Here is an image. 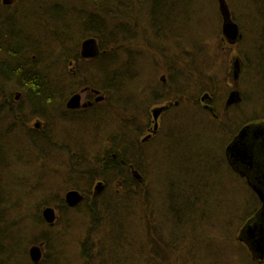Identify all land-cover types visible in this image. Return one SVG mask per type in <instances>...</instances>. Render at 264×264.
Here are the masks:
<instances>
[{
    "label": "rangeland",
    "instance_id": "obj_1",
    "mask_svg": "<svg viewBox=\"0 0 264 264\" xmlns=\"http://www.w3.org/2000/svg\"><path fill=\"white\" fill-rule=\"evenodd\" d=\"M35 1H37L38 5ZM52 1L53 3L47 4L46 0H23L21 4L11 11L5 9L1 11L0 25L4 19L12 16V13L19 14L23 10L22 5H25V7L33 3L36 5L37 14L33 9L27 13L33 19L22 17L24 23L19 21L15 25L18 28L26 29L27 33L31 35L30 38L35 40L40 34L45 36L57 34L55 40L48 46V53L46 54L49 61L46 65L50 66V68L53 67L50 73L54 81L62 71L69 73L75 68L76 62L71 58L78 54L80 59V43L86 38H94L84 33L82 20L91 15H98L102 18L104 26L107 23H111L108 29L105 28L107 31L105 33L103 28L101 29L98 26V30L103 33L99 35L98 39L94 38L99 44V56L101 54V56H105L102 64L107 62L106 55L109 58L113 56L118 59L119 54L118 73H121V69L124 66L122 75L128 73L127 70L130 72V78L125 90H130L129 95L132 99L131 101L128 100L130 101L129 105L125 104V99L123 98L120 103L118 101V110L126 109L128 114H130L138 106L139 95H135L134 81L132 80L134 70L135 72L138 71L137 80L139 81L136 80L137 83L140 84V81H143L144 93L141 99H144L145 102L150 99L153 104L149 105H163L165 103L173 105L178 102L177 107H174V109L179 111V113H175L173 116L174 112L171 109L168 113L169 115L167 114L161 120V135L151 138L141 147L142 152L137 157V163L143 173V185L137 192L140 195H137V197L142 198L144 197L142 195L147 193L150 196L143 199L144 205L136 204L137 209L133 205L135 208L132 213L135 210L139 211V213H136L141 217L143 212L147 210L145 205L148 204L150 210L153 211L162 202V199L164 201L165 194L164 192L160 193L167 187L168 177L164 163H166L167 153L170 152L166 150L169 148V143L175 146L176 154L180 158L184 159L185 157L183 147L176 146L172 133L168 134V140L167 136L164 135V131L169 130L170 125H181V130L176 132V134L181 135L182 140L185 139L187 147L186 160H188V157L193 161L196 160L199 166H196L197 168L195 169L200 168L198 172H201V169L202 171L208 169L213 175L222 174L220 175L222 176L221 179H210L201 181V183L209 186L211 190H217V192L234 190L237 194L234 197H238L241 192L246 191L243 181L237 180V177L235 178L234 176H226L220 154L225 144L237 132L238 127L243 122H248L247 120H249L251 122L259 121L264 123V97L261 96L258 88L262 83H258L259 69L256 66V62L260 59L257 55L259 57L261 55L264 56V50L259 42L261 39L258 32V22L255 16L250 14L247 8L242 5L241 0H226L231 14L236 17L237 23L234 22L239 25L240 38L234 45H228L221 34L222 22L218 15L216 0H163L161 7L158 9V12H160V14L158 13V18L161 20L163 30L158 35H156L157 32L153 29V22H151L152 6L157 0ZM52 5H56L54 7L59 8L61 11L59 16L63 24L60 27L56 21L48 19L46 14L43 13V10L50 12ZM167 18L169 21L172 20L174 25L164 30V27H168L166 22H164ZM65 44H67L66 47ZM132 55L135 56L133 68L131 65L127 66V62ZM26 57L28 58L29 56ZM33 58L35 59V56ZM95 59L83 60L87 61L83 66L89 77L93 75L92 68L96 66L91 64L90 61ZM27 62V65L31 64V62ZM172 64L180 68L181 73L184 74L185 84H183L181 91L184 95L179 94L176 83V85L168 84L169 79L167 76L170 73L168 68ZM24 70L29 71V67L25 66ZM188 74L190 75L189 80L187 79ZM162 76H165L167 78L165 80L168 81L165 87L161 81ZM93 77L94 80L98 79L99 85L104 88L101 90V88L97 87L95 90H99L102 94L105 91L107 94L106 97L103 95L105 101L95 100L98 104L94 111L100 110L104 112L100 113L98 117L100 121L98 128H94L96 130L84 128L76 120V117H82L90 124L93 119L85 117V112L76 113V117L67 115V110L70 109L65 107L66 103L59 101L47 107L49 115L46 120L44 119L45 121L36 119L35 116L26 110L20 120L7 118L3 124V130H6L8 134V143L6 144L8 147L6 150L8 151H6L7 160L2 162L0 167V192L4 195L5 191L6 195L3 208L7 212V221L14 223L18 227L20 232L18 234L23 236L27 249L35 245L33 240L41 241L42 239H47L49 243L53 241L52 245H49L52 247L51 252L54 254L58 253V251L62 252L66 264H81L80 255L83 250V243L85 244L86 235H93L92 239L85 244V254L91 255L94 252L101 251L102 247H112V243H109V237L106 234L109 231L114 233L116 228L113 227L118 228V218L108 208L106 209L108 210V216L104 217L103 224L93 225L89 220L84 219L85 206L76 209L70 208L68 211L61 210L59 207L60 201L62 199L65 201V195L70 189L66 187L71 183H78L77 176L73 171V165L79 162L77 159L79 140L82 139L85 142L86 138L92 142L89 149L83 148V153L86 155V160H90L91 163L93 161L95 164L94 158H100L101 153L109 147V137L115 135L114 130L116 127L114 126L116 124L113 121L112 114L106 110L118 96L113 92L109 93L105 89L106 84L101 76L94 72ZM117 81L121 82L119 74ZM178 84H181L180 81ZM185 86L186 91H183ZM11 87L6 91V95L12 98L11 104L14 107L22 108V110L28 109L25 92L15 86ZM200 87L211 88L212 92L209 93L214 96L215 110L220 117L218 120H211L205 115L207 112L198 106V102H194L198 101L204 93L202 92L201 94L199 92ZM163 90H165V94L167 93L166 90H168L171 93L170 96L162 97ZM153 91L156 92V95L151 98ZM232 92L238 93L240 101L227 106L225 110L224 105ZM15 94L19 96L17 100L13 98ZM1 97L2 95L0 94V102ZM197 97L198 99H196ZM83 98V101H85V95H83ZM59 104L63 108L62 113L58 112ZM140 106L144 108L143 100ZM38 120L42 122V125L36 127V124L39 125ZM96 121L95 119L93 120V122ZM43 134L50 138V146L48 143L43 142L40 146L33 148L28 136H35L37 137L36 140L40 141L39 137L40 135L43 137ZM63 141L65 145H68V142L71 143V152L74 155L69 157L67 151L60 149L61 145L64 144ZM53 142L56 145L53 146ZM83 146H86V143ZM201 163L202 165L200 166ZM83 182L80 181V185L83 186ZM97 182L93 183V185H97ZM104 189L105 184L101 193L97 195L99 197L96 196L95 202L107 203L111 211L116 210L118 212L117 184L109 183ZM212 193L216 195V193ZM203 197L210 198L206 195H203ZM235 199H231L227 205L229 213L212 211L219 220V222L213 224L214 227L223 225L224 229L215 230L208 218L202 220L201 225H193L197 221L195 219L191 221V224L187 222L182 230H180V227L177 228L180 234L184 229L185 237L188 241L193 236H200L201 240L207 245L217 243L218 247H215V251H223L225 258H218L217 261L206 254L207 259L204 258L199 262V260L186 255L192 250L195 251V247L189 245V243L186 246L184 245V247L182 244L180 246L176 245V258L169 254L170 251H168V255L163 253L165 257L162 258L158 256L162 252L153 244V238L157 240V237L148 229L151 226L148 223H140L138 227L141 230L138 227L133 228V235L136 236L132 242V247H130L135 248L130 257L136 261L131 259L132 261L129 264H180L179 261H182V264H234V262L235 264H254L240 251V246L235 244L238 228L244 214V209L242 205L240 206V199ZM225 201H227L226 198ZM47 207L55 211L56 219L53 226L47 224L42 217V212ZM219 214H226L229 219L221 220ZM156 218H158L157 212L154 220ZM95 226L98 227L95 228ZM198 228H201V230L197 234ZM171 231L172 229L170 228ZM96 235H99V238ZM97 242L102 243V246L100 247ZM45 249L46 246L42 248V257L43 253L45 254L47 251ZM130 252L127 251L126 254ZM27 255V258L17 256L16 259H28L30 261L29 253ZM111 256L116 260L117 256L112 254Z\"/></svg>",
    "mask_w": 264,
    "mask_h": 264
},
{
    "label": "trees",
    "instance_id": "obj_2",
    "mask_svg": "<svg viewBox=\"0 0 264 264\" xmlns=\"http://www.w3.org/2000/svg\"><path fill=\"white\" fill-rule=\"evenodd\" d=\"M99 1L102 2V0ZM162 1L163 0H157L153 3L152 6L153 9L151 22H153V29L157 32L156 35L160 34L163 30V26H161V20L160 18H158V13L160 14V12H158V9L161 7L163 3ZM21 2H23V0H21ZM21 2L19 4H21ZM46 2L47 4L53 3L52 0H46ZM35 3L38 5L37 1H35ZM241 3L242 5H244L245 8H247L250 14H253V16H255L258 22V32L260 33L261 39L259 40V42L261 43V46L264 50V0H241ZM22 6L23 10H21L19 14L12 13V16H9L8 18L4 19V21L1 20L2 22L0 25V94L2 95V99L0 102V167L2 165V162H5L7 160L6 151H8L6 150L8 148L6 145L8 143V134L6 130H3V124L5 120L7 118L20 120V117L24 115L26 110L29 111V113L35 117L42 116L44 119H47L49 115L47 112V107L57 101L61 103L65 102V99L68 94L64 95V93L69 92L74 94V84L77 81L81 82L83 87L85 86L87 88L92 89H96L97 87L101 88L99 82L97 81L98 79L94 80L93 75L95 72L98 76L102 77L103 81H105V89L109 91V93L113 92L115 95L117 94L116 96H118L116 100L111 103V105L108 107V110H106L107 112L112 114L113 121L116 124L114 126L116 127L115 130L113 129L115 131V135H111L109 137V147L107 150L101 153L100 158H94L95 164L93 163V161L91 163L90 160H86V155L83 153V148L89 149L92 142L86 138L84 142L81 139L83 138L81 136V140H79L80 145L78 146L79 152L77 154V159L79 160V162H76L73 165V171L77 176L76 179L78 180V183H71L66 188H70L69 191H79L82 195L87 196V198H85V200H83L78 206L72 208L76 209L85 206L86 211L83 215L84 219L89 220L93 225H101L105 220L104 217L108 216V210H106L108 208L109 211L118 218V228L113 227L116 228L115 232L112 233L111 231H109L108 234H106L107 237H109V243H112V247H102L101 251L94 252L91 255L85 254V244L88 243V240L92 239L93 235H86L85 244L83 243V250L81 251L80 255L81 264H129L133 260L130 255L135 251V248H130L132 247V242L136 236L133 235V228H137L140 223H148V225L151 226L148 227V229L150 230V232H153V235L155 237H157V240L153 238V244L156 246L157 249L160 250V252H162L161 255H158L162 258L165 257L163 253L165 255H168V251H170L169 254H171V256H174L176 258V245L180 246V244H182L184 247V245L186 246L187 243H189V245L191 246H194L195 251L192 250L190 253L185 254L192 257L193 259L199 260V262L204 258L207 259L206 254L210 258H214V260L217 261L218 258H225L226 256L223 251H215V247H218L217 243L213 245H207L201 240L200 236H193L192 239L188 241L185 237L184 229L180 234V232L177 231V228L180 227V230H182V228H184L187 222L191 224V221L195 219L197 221L193 225H201L200 223L202 222V220H206L207 218L209 219L212 225L215 224V222H219L218 218L213 214L212 211H218V213L224 211L229 213L227 205L233 198H236L235 200L239 198L241 201L240 206L242 205V208L244 209V214L240 222L241 224L243 219L246 218L247 214H249L255 203V198L249 191V189L245 186L246 191L241 192L238 197H234V195L236 194L234 190H222L221 192H217V190H211L209 189V186H205L203 183H201V181H206L210 179H221L222 176L220 175L222 174L217 173L216 175H213L208 171V169L205 170L206 172L202 171V169L201 172H198V169L200 171V168L195 169L197 168L196 166H199V164H197V161H193L189 157L187 158L188 160H186L187 147L185 144V139L182 140L181 135L176 134V132H179V130H181V125H170L169 129L172 135L174 136L175 144L176 146L183 147L185 157L184 159L180 158V156L176 154L175 146L169 143V148L166 150H169L170 152L167 153V157L165 159L166 163H164V165H166V174L168 177L166 183L167 187L165 186L166 189H163V191L160 193L162 194L164 192V201L162 199V202L158 204V206H156L153 211L150 210V206L148 204L145 205L147 210L146 212H143L141 217L138 214L139 211L135 210L133 214L132 211L135 206L137 209L136 204L144 205L145 203L143 199L147 196H150V194L147 193L146 195H142L144 196L142 198L137 197V195H139L137 194V192H139L140 187L143 185V173L137 163V157L141 154L142 149L137 148L138 144L136 143L135 136H133L132 131L134 111L136 109H134L132 112H130V114H128V110H118L117 108V102L119 101L118 103H120L122 101V98L125 99V104L128 105L132 99V97L130 98L129 95L130 90H125L130 78L129 70H127L128 73H124L122 75V69L125 67L124 66L121 69V73H118L119 54L118 59H115V57L111 55V57L109 58V56L106 55L107 62H104L103 64L102 61L104 60L105 56H101V54L99 56L100 58L98 57L97 59L90 61L91 64H95L96 66L95 68H92L93 75L89 77L88 72H86L83 66V64L85 65L87 61L80 60L78 58V54H75L71 58L73 61L76 62L73 71L69 73L62 71L61 74H58L56 80L54 81L50 73V70L53 69V67L50 68V66L46 65L49 62L47 60L46 54L48 53V46L55 40V36H57V34H49L50 36H45L44 34H40V36L36 35V40L30 38L31 35L27 33V30L18 28L15 23L19 21L24 23L22 17L26 19H33V17L27 15V13L33 9L34 12L37 14L38 10L37 7H35L36 5H34V3L31 5H26V7L25 5ZM54 6H51V10H49L50 12L43 10V13L46 14L48 19L53 20L54 22L56 21L57 25L60 27V25L63 24L59 16V13L61 14V11L59 8ZM232 16L233 21L236 22V17L234 15ZM82 22L84 33H86L87 36H93L96 39H98L99 35H102L101 33H103L98 30V26L101 27V29L103 28L105 33L107 32L105 28L108 29V26L111 25V23H107L104 26L102 18H100V16L98 15H91L89 17H86V19L82 20ZM164 22H166V25L168 26L164 27V30L167 28H171L174 25V22L172 20L169 21L168 18ZM66 46L67 44H65V47ZM119 49L122 51L121 48ZM26 56L29 57L27 58ZM33 56H35V59L33 58ZM257 57L260 58L256 62V66L259 69L258 83H262L258 86V88L260 90V93L262 94V97H264V88H262L264 87V56L261 55L259 57L257 55ZM134 59L135 56L132 55L127 62V66L131 65V67L133 68ZM27 61L31 62V64L29 63L30 65H27ZM25 66L29 67V71L24 70ZM169 71V77L173 79V83L177 84L178 90L182 91L183 84H185V80L183 77L184 74L181 73V69L177 68V66L172 64L169 67ZM134 72L135 70L133 71L132 75L133 81L135 80L136 72L138 74V71H136L135 73ZM118 74L121 76L120 83L117 81ZM40 75H44L43 80L38 78V76ZM187 79H190L189 74L187 75ZM179 81L181 84H178ZM3 84H9L10 87L15 86L19 88L22 92H25L24 94L26 95L27 101L29 102V105L27 107L28 109L22 110V108L14 107L13 104H11L12 98L10 99L6 95V90ZM103 89L104 88H101V90ZM199 90L201 94L202 92H212L211 88L208 89L200 87ZM183 91H186V86ZM102 95L106 97L107 94L104 91V94ZM58 106V112L62 113L63 108L60 107V104ZM95 108L96 107L90 110L83 111L85 112V117L97 120L96 122H93L92 120L90 124H88L84 118L76 117V113L74 112H67V115H72V117H76V120L82 125V127L96 130L94 128H98V124L100 121L98 117L100 113L104 112L100 110L94 111ZM79 113L80 112H78V114ZM205 115H207L211 120H213L208 114L205 113ZM247 121L248 122H243L239 127L245 125L246 123H251V121ZM28 139L31 142L33 148L40 146L43 142L48 143L49 146L51 144L50 138H48L47 135L44 136V134L43 137L40 135V141H37V137L32 135H29ZM168 139L169 137L167 138V140ZM85 143L86 146H83L85 145ZM54 145H56L55 142H53V146ZM64 145L65 143L61 145L60 149H62L63 151H67L69 157L74 155L71 152V143L68 142V145H65V147ZM115 154L118 155V160L116 161L112 158V156ZM201 165L202 163L200 164V166ZM132 166L136 169V171L141 174V182H138L133 177L130 168ZM100 180L101 182L103 181V183L106 184V187L109 183L117 184L118 212L116 210L111 211L107 203L95 202V200L99 196L92 198L91 193L94 187L93 183ZM80 181H84V184L82 183L83 186L80 185ZM212 192L216 193V195ZM4 195L2 193L0 194V264H27V262L28 264H33L28 259H16L17 256H23L24 258H27V253L29 249H27L26 242L24 241L23 236L18 234L20 233L18 227L15 226L14 223H9L7 221V212L3 208L6 200V195ZM203 195L209 196L210 198H204ZM225 198L227 199V201H225ZM133 205L135 206L133 207ZM59 207L61 210H70V208H68L63 199L60 201ZM156 212L158 218L154 220ZM219 218L221 220L229 219L226 214H219ZM19 224L21 225L20 221ZM190 226L192 227V225ZM96 227L98 226H95V228ZM170 228L172 229L171 232ZM138 229L141 230V228L139 227ZM188 229L190 230V228ZM214 229L219 231L220 229H224V227L222 225L219 227H214ZM199 230H201V228H198L197 234ZM177 232H179V234H177ZM183 235L184 237H181ZM96 236L99 238V235ZM33 242L35 243V245H41L42 248L46 246L47 249V251L45 249L46 253H43V257L39 264H66V260L62 252L58 251V253L56 254L51 252L52 247L49 245H52L53 241L49 243L47 239H42L41 241L33 240ZM97 243L100 247L102 246V243ZM235 244L239 245L240 248L238 246L237 247L240 249V251L243 252L249 258V255L246 253L245 249L240 244L236 242ZM127 251L131 252L126 254ZM111 254L113 256H117L116 260L112 258ZM63 259L65 262L63 261ZM249 260L251 261V263L254 262V264H258L257 262L252 261L250 258ZM179 262L180 264H182V261Z\"/></svg>",
    "mask_w": 264,
    "mask_h": 264
},
{
    "label": "flooded vegetation",
    "instance_id": "obj_3",
    "mask_svg": "<svg viewBox=\"0 0 264 264\" xmlns=\"http://www.w3.org/2000/svg\"><path fill=\"white\" fill-rule=\"evenodd\" d=\"M2 2L3 0H0V13L4 9L11 11L21 2V0H13L11 5H3ZM169 76H170V73L167 76V78L169 79V83L168 81L165 80L167 79L165 78V76L164 77L162 76L161 78V81L163 82L164 87L166 83L175 84L173 83V79L170 78ZM137 77H138V74H136V77L134 80V91H135V95L138 94L139 97H138V106L136 110L134 111L132 131H133V136H135L136 143L138 144L137 148L142 149L141 147L145 142L149 141L151 138L157 135L158 137L161 135L160 129L162 127L161 120H163V117L166 116L171 111V109H172V112H174L173 116L175 115V113H179V111L174 109V107H177L178 102H175L173 105L170 103H165L163 105L161 104L160 105H149V104H153L150 99H147L146 102L144 101V99H141L144 93L143 81L141 80L140 84L137 83V81H139L137 80ZM143 78L146 79L147 77H143ZM168 89H169V86H168ZM169 90L171 91V88ZM95 91H97L99 94L95 95L93 93ZM166 91L167 93L165 94V90H163L162 97L166 95L170 96L171 93L168 92V90ZM178 92L180 95L181 94L184 95L183 92L181 93V91L179 90ZM83 95H85V101H83L84 98L82 97L80 99V101L82 102L81 104L87 103L88 106L86 108L80 107L79 109H76V110L66 109L67 112L78 113V112L90 110L97 106L98 103H96L95 100L97 97H100V96L102 97L101 101H105L104 100L105 97L101 95V92L99 90H95L92 88H87L86 90H84ZM155 95H156V92L153 91L151 98H154ZM198 97L196 99H198ZM142 100L144 102V108H142L143 106L142 107L140 106V103ZM195 102L196 103L198 102L197 103L198 106L200 108H203L207 112L206 114H208L209 116H212L211 118L213 120H218L220 118L215 110L214 96H212L209 92H204L200 96L199 100L198 101L196 100ZM156 109L161 110L157 119L154 118V112H153ZM224 109L225 110L227 109L226 103L224 105ZM42 118H43L42 116H36V119H42ZM41 125H42V122L40 121L39 126ZM247 127L249 128L264 127V123L259 124V123L251 122V123H246L245 125L239 127L237 129V132L225 144L220 154H221L222 161L224 164L225 173L227 175L237 177V179H239L240 181H243L245 186L249 189V191L252 193V195L255 198V203H254L253 208L251 209L249 214H247L246 218L243 219L242 223L240 224L238 228L239 231L236 237V242L245 249L246 253L249 255V258L252 261L257 262L258 264L259 263L263 264L264 263V201L260 199L259 195L253 189V187H255L258 191H260L261 195H263V198H264V131L256 130L257 133L254 132L255 135H251L249 133L252 128L249 130L247 138L245 139V148L248 151L247 160H244L241 163H237L234 167H232L229 163L227 153H226L227 147L236 139L238 134L244 128H247ZM168 134H170V129L166 130V132L164 131V135H166L167 138H168ZM112 158L113 160L116 161L118 160V155L115 154L112 156ZM130 168H131V172L135 180H137L138 182H141L142 180L141 174L138 171H136V169L133 166ZM105 189H106V184H105ZM91 194L93 198V190ZM82 196H83V200L87 198V196L85 195H82Z\"/></svg>",
    "mask_w": 264,
    "mask_h": 264
},
{
    "label": "water",
    "instance_id": "obj_4",
    "mask_svg": "<svg viewBox=\"0 0 264 264\" xmlns=\"http://www.w3.org/2000/svg\"><path fill=\"white\" fill-rule=\"evenodd\" d=\"M217 1V9L222 22L221 25V34L228 45H234L237 40L240 38L239 27L232 20L231 12L226 0H216ZM12 3L11 0H3L4 5H10ZM100 51L97 44L96 39L88 38L81 43L80 55L83 59H95L99 56ZM237 66V64H236ZM98 94L97 91L94 92ZM102 97L96 99V101H101ZM240 101L239 95L236 92H232L226 102V106L232 105L233 103H237ZM87 104H80V96L74 95L70 101L66 104L67 109L75 110L80 107H86ZM154 112V118L157 119L161 110L156 109ZM252 128V127H251ZM249 127L244 128L236 137V139L227 147L226 153L229 160V163L232 167H234L237 163H241L244 160H247V149L245 148V139L247 138L248 132L251 129ZM256 130L264 131V127L252 128L250 133L251 135H255L254 132ZM257 133V132H256ZM261 133V132H259ZM104 188V184L102 182H98L97 185L93 188V196L96 197L101 193ZM253 189L259 195L260 199L264 201L263 195H261L260 191H258L255 187ZM83 200V196L77 191H69L65 195V203L69 208H75L78 206ZM42 217L44 221L53 226L56 216L54 209L47 207L42 212ZM29 259L33 264H39L42 259V246L41 245H33L30 247L29 251Z\"/></svg>",
    "mask_w": 264,
    "mask_h": 264
},
{
    "label": "bare ground",
    "instance_id": "obj_5",
    "mask_svg": "<svg viewBox=\"0 0 264 264\" xmlns=\"http://www.w3.org/2000/svg\"><path fill=\"white\" fill-rule=\"evenodd\" d=\"M11 1H13V0H11ZM2 4H3V2H2ZM4 5V4H3ZM11 5V4H10ZM1 14V13H0ZM86 39H88V38H86ZM86 39H84L83 41H85ZM82 41V42H83ZM97 41V40H96ZM81 42V43H82ZM81 43H80V47L79 48H81ZM97 44H98V42H97ZM98 47H99V44H98ZM79 57H80V59L81 60H87V59H83L82 57H81V55H80V49H79ZM71 65H72V63H70ZM73 68V67H72ZM74 69V68H73ZM73 69H72V71H73ZM51 71V70H50ZM72 71H70V72H72ZM238 76V75H237ZM38 78H40L41 80H43L44 79V75H40V76H38ZM4 85V84H3ZM4 88H5V90L6 91H8L9 90V88H10V85L9 84H5L4 85ZM74 88H75V94H73V93H69V92H65L64 93V95H66V94H69L67 97H66V99H65V102L64 103H68L69 101H70V99L74 96V95H79L80 96V99L83 97V91L84 90H86L87 89V87H83V85H82V83L81 82H76L75 84H74ZM94 93V92H93ZM99 94V93H98ZM98 94H96V95H98ZM261 94V93H260ZM63 95V96H64ZM101 95H102V93H101ZM11 96H13V95H11ZM10 96V97H11ZM261 96H262V94H261ZM101 97V96H100ZM14 98V100H17L18 99V95L16 96V94H15V96L13 97ZM97 98H99V97H97ZM96 98V99H97ZM11 99V98H10ZM13 100V101H14ZM27 103V106L29 105V102L27 101L26 102ZM66 107V106H65ZM67 108V107H66ZM79 109V108H78ZM76 110V109H75ZM42 120H44L43 118H42ZM46 120V119H45ZM40 122V121H39ZM252 123H259V122H252ZM39 125L38 124H36V127H38ZM33 128H35V127H33ZM181 237H184V235L183 236H181Z\"/></svg>",
    "mask_w": 264,
    "mask_h": 264
}]
</instances>
